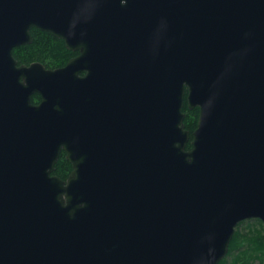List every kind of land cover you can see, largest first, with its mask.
Wrapping results in <instances>:
<instances>
[{
    "label": "water",
    "instance_id": "1",
    "mask_svg": "<svg viewBox=\"0 0 264 264\" xmlns=\"http://www.w3.org/2000/svg\"><path fill=\"white\" fill-rule=\"evenodd\" d=\"M33 28L79 55L18 65ZM252 219L264 0H0V264H218Z\"/></svg>",
    "mask_w": 264,
    "mask_h": 264
},
{
    "label": "trees",
    "instance_id": "2",
    "mask_svg": "<svg viewBox=\"0 0 264 264\" xmlns=\"http://www.w3.org/2000/svg\"><path fill=\"white\" fill-rule=\"evenodd\" d=\"M30 32L32 42L29 45L13 49L12 53L18 65H29L30 63L38 62L45 68L55 69L63 67L74 56V52L66 49L63 40L35 28L31 29ZM39 99L38 95H33L31 102L36 103ZM183 113L185 114L183 124L191 134L196 127L198 108L193 110L186 109ZM190 147L188 143L186 149H190ZM70 170V164L61 156L55 164L54 174L64 179L68 176ZM255 221L261 223L259 220ZM245 222L247 221H242L236 226L229 243L227 255L218 264H226V258L232 254L235 256L232 264H252L255 259H259L260 264H264V236L259 232L254 236H248L249 234L242 235L238 228Z\"/></svg>",
    "mask_w": 264,
    "mask_h": 264
},
{
    "label": "rangeland",
    "instance_id": "3",
    "mask_svg": "<svg viewBox=\"0 0 264 264\" xmlns=\"http://www.w3.org/2000/svg\"><path fill=\"white\" fill-rule=\"evenodd\" d=\"M256 219L252 220H247V222L242 223L238 230L239 232L244 235V234H249L248 236H254L258 232L264 234V226L263 223H259L258 221H255ZM236 229V228H235ZM235 260L234 254L229 255L226 258L227 263L226 264H232V262ZM252 264H260L259 259H255L252 261Z\"/></svg>",
    "mask_w": 264,
    "mask_h": 264
},
{
    "label": "flooded vegetation",
    "instance_id": "4",
    "mask_svg": "<svg viewBox=\"0 0 264 264\" xmlns=\"http://www.w3.org/2000/svg\"><path fill=\"white\" fill-rule=\"evenodd\" d=\"M75 54H74V56L72 57V58H74V57H76V56H78L79 55V53L78 52H74ZM81 75H84L83 73L81 74ZM39 101H40V99H39ZM39 101L38 102H36V103H33V104H37V103H39ZM186 109H188V107H187V101H186V98H184V105H183V109H182V111H185ZM188 110H190V109H188ZM193 110V109H192ZM184 129L185 130H187L186 128H185V126H184ZM188 131V130H187ZM189 132V131H188ZM191 134H192V132H191ZM191 134L189 133V140H191ZM189 143H190V141H189ZM61 156H63L64 158H65V153L64 152H61L60 154H59V158L61 157ZM58 158V159H59ZM58 161V160H57ZM55 170V169H54ZM71 171V170H70ZM70 173V172H69ZM52 175H55V176H58V175H56V174H54V171H53V173H52ZM60 178V177H59ZM66 178H67V176H66ZM66 178H60V179H62V180H65Z\"/></svg>",
    "mask_w": 264,
    "mask_h": 264
}]
</instances>
